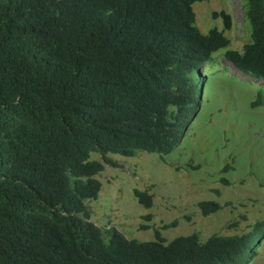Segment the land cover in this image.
I'll list each match as a JSON object with an SVG mask.
<instances>
[{
  "label": "trees",
  "instance_id": "1",
  "mask_svg": "<svg viewBox=\"0 0 264 264\" xmlns=\"http://www.w3.org/2000/svg\"><path fill=\"white\" fill-rule=\"evenodd\" d=\"M204 1L0 0V264L248 260L264 221L203 242L195 233L167 242L157 230L139 242L97 227L85 206L100 190L95 176L117 166L108 154L162 159L178 146L213 54L225 50L236 72L264 83V0H242L249 42L241 52L226 50L228 14L212 13L221 30L194 25L191 5ZM261 104L259 91L250 107ZM132 195L151 208L148 192ZM196 207L202 216L221 208Z\"/></svg>",
  "mask_w": 264,
  "mask_h": 264
},
{
  "label": "rangeland",
  "instance_id": "2",
  "mask_svg": "<svg viewBox=\"0 0 264 264\" xmlns=\"http://www.w3.org/2000/svg\"><path fill=\"white\" fill-rule=\"evenodd\" d=\"M191 9L201 33L222 29L221 19L212 13L229 15L226 50L241 52L249 42L242 0L195 2ZM224 51L202 68L195 116L175 149L162 159L146 153L107 155L117 166L103 167L95 176L97 198L85 202L94 225L113 226L139 242L152 241L154 230L167 242L192 233L203 242L212 235L244 234L264 221V104L250 107L259 91L264 93V83L236 72ZM89 159L100 161L95 153ZM224 166L227 173H220ZM220 178L225 185L218 183ZM133 189L151 195L150 209L136 202ZM200 201H214L221 208L202 216L196 207ZM244 264H264V236Z\"/></svg>",
  "mask_w": 264,
  "mask_h": 264
},
{
  "label": "water",
  "instance_id": "3",
  "mask_svg": "<svg viewBox=\"0 0 264 264\" xmlns=\"http://www.w3.org/2000/svg\"><path fill=\"white\" fill-rule=\"evenodd\" d=\"M195 115V112H193V114L191 115V119H192V117Z\"/></svg>",
  "mask_w": 264,
  "mask_h": 264
}]
</instances>
